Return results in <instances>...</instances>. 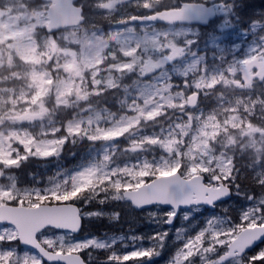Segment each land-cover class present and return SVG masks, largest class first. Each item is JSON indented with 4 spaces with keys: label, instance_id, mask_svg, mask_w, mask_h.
<instances>
[{
    "label": "snow or ice",
    "instance_id": "obj_1",
    "mask_svg": "<svg viewBox=\"0 0 264 264\" xmlns=\"http://www.w3.org/2000/svg\"><path fill=\"white\" fill-rule=\"evenodd\" d=\"M68 4L69 0H58L51 12L46 4L47 15H39L27 37L35 44L38 67L45 69L36 78L47 79V86L28 94L33 108L15 117L19 127L7 121L0 124V264H141L159 254L167 230L147 237L130 232L80 239L75 234L80 232L82 220L118 221L119 212L105 211L102 206L127 200L138 209L170 206L168 211H146L145 216L158 225L170 224L181 206L214 208L231 194L251 201L241 210L239 223L213 216L186 238L178 229L177 238L184 243L169 264H192L193 257H199L200 264H264V247L246 259L244 256L253 245L264 244V144L256 156L246 159L248 146L243 139L264 138V93L256 98L245 95V90L254 88L255 79L264 83V9L248 16L247 28L237 31L244 22L242 0H91L78 7L73 4L72 10L82 20L83 9L88 7L113 25L107 32L100 29L95 33L88 50L89 56L98 53L95 59L99 63L92 66L90 59L87 71H82L78 57L68 60L75 53L57 35L59 26L53 19V13ZM117 12L121 13L118 17ZM211 17H218L219 23L204 38L202 49V38L190 25ZM229 35H251L253 39L237 56L241 44L221 39ZM61 71L66 73L65 80L59 79ZM177 73L178 83L173 79ZM125 78H129L127 82ZM53 95L54 107L49 108ZM109 95L122 97L124 114L118 119L113 115L104 120V112L92 106L93 96L98 98V108L99 98ZM201 96L215 98L211 111L192 110ZM74 105L79 111L70 119L62 123L55 119ZM258 105L261 123L254 125ZM37 106L39 110H33ZM161 116L170 117L169 122L161 123L159 131L142 134L149 122L160 123ZM37 122L38 132L23 126ZM245 124L248 131H244ZM238 130L241 136H237ZM121 137L127 140L125 146L111 143ZM79 139L102 142V152L78 170L57 172L43 187H21L12 169L30 158L58 157L66 143ZM149 152L151 158L145 155ZM119 155L135 158L116 163ZM241 181L246 184L242 186ZM253 186L259 195L254 194ZM76 202L82 203L78 207ZM90 203L101 207L85 210ZM144 239L151 246L137 247ZM117 244L132 251L121 252ZM20 245L25 246L23 250ZM97 253H103V258Z\"/></svg>",
    "mask_w": 264,
    "mask_h": 264
},
{
    "label": "rangeland",
    "instance_id": "obj_2",
    "mask_svg": "<svg viewBox=\"0 0 264 264\" xmlns=\"http://www.w3.org/2000/svg\"><path fill=\"white\" fill-rule=\"evenodd\" d=\"M49 6V2L43 1V0H0V69L5 66H11L9 65L11 61H14V63L18 64L19 66H22V69L19 73V71H16L13 73V77L17 80H20L16 83V86L13 88H2L0 87V124H4L5 121L8 122L9 125L12 123H16L17 127H19V121L15 120V117L22 116L25 114L26 109L33 108L32 104V97H30L28 94L31 93L34 89L38 87H46L48 84L47 79H40L37 80L36 73L44 71L43 66L37 65L36 62V52H35V44L34 42H30L27 37L28 35L33 31L34 25L38 22V18L40 14L46 15L45 5ZM81 3H79L80 5ZM131 11V9H129ZM121 13L117 12L115 13V16H119ZM98 21H101L103 24L101 25L100 29H102L104 32H107L113 25H110L107 21L102 20L98 14L94 12V10L89 9L87 14L86 21L76 27H69L62 30H59L57 35L64 37L63 43L66 45V47H70L71 52L75 53V56H73L71 53L68 56V60L71 61L75 59L76 57L79 58L80 64H81V70L87 71L89 67V60L92 61V66L99 63L98 60L95 59L96 55L98 53L92 52L91 56H89L88 45L92 42V38L95 36V33L99 31L100 29L96 26L98 25ZM47 23V21H45ZM219 23V18L215 17L214 21L212 23L204 28H200L197 25H190V27L197 32L198 35L202 36L204 30L203 36H208L209 34H212V30L215 28V26ZM104 25V27H102ZM122 27V26H121ZM139 27V25H137ZM158 27H164L159 25ZM215 35H220L219 32L214 33ZM234 35H229L227 37H221V39H224L227 41H232V43L241 44V47L236 49L235 54L237 56H241L244 52V49L248 47V45L252 42V37H246L245 40H238L236 41ZM244 38V37H243ZM232 43H229L228 46L232 47ZM208 46L212 47L211 41H208ZM204 46H201L203 49ZM209 55H211L209 53ZM64 58H61V64H63ZM171 68L172 66L169 65ZM20 74V75H19ZM60 80L66 79V73L61 71L58 73ZM129 79V78H125ZM174 80L177 81V83L180 80L179 74L177 73L174 77ZM259 81V79H255V81ZM3 80H0V83H2ZM77 83L79 81L77 80ZM264 88V83H261ZM252 90V89H251ZM251 90H245V95L251 94L252 98H256L255 94H252ZM229 95H233V93L229 92ZM238 95V93L236 94ZM28 98L29 103L25 104V99ZM54 103V95L52 98L49 99L48 102ZM211 101L210 108L203 109L204 105ZM216 101L214 97H204L201 96L198 100V104L196 108L192 109L193 111L202 110L204 112H209L212 110L213 107H215ZM75 106V105H74ZM95 108V106H93ZM259 105L257 106L259 110ZM96 111H103L104 112V120H110L113 115L116 116L118 119L121 115L124 114V110L119 105L116 107L115 111H110L108 109H97ZM33 110L38 111L39 107L37 106ZM79 109L74 110L73 113L78 112ZM56 119V118H55ZM169 119H166L165 116L159 117L158 120L160 123H154L149 122V127L145 128L143 130L142 134H150L153 131H159L160 124H167L169 122ZM57 120V119H56ZM24 127L28 128L31 127L33 132H38L40 130V124L37 122L35 126L25 123L23 125ZM244 131H248L247 126L245 124ZM237 136H241L240 131H237ZM244 143L248 146V158L254 157L257 155V151L259 150L261 144H264V138H261L260 136H257L255 138V141L251 137H244ZM112 144H116L120 147H123L127 144V140L123 137L119 138L116 141L111 142ZM95 145V153H93V156L90 158L93 159L95 156H97L99 153L103 150L102 142H95L93 143ZM159 149L155 150V154L159 155ZM153 153H145V155L149 156L151 158V155ZM50 158V157H49ZM135 156H123L119 155L116 159V163H123L126 159H134ZM48 159V158H47ZM44 160V159H42ZM89 160V161H90ZM86 164V163H83ZM81 164V165H83ZM79 165V166H81ZM79 166L69 170L64 171L66 173H71L72 171L78 170ZM123 208H124V220L126 221V226H121L122 231L117 232L115 234H109L111 235H127L129 234L133 228H137L139 226L144 227L142 231L136 233L135 235H142V236H150L154 232H163L167 230V233L170 234V239L176 244V247L173 250L172 256L177 251V249L184 243V239H178L177 238V230H181V235L183 237L188 236H194L201 228L206 225V220L211 217H216L218 219H225L220 212L216 208L213 210L206 209L202 206H196V210H193V207L181 209L178 213V216L175 218L174 222L177 220V226L173 227V224L171 226H166V223L164 224H156L148 219H146V211H168L170 208L162 207L160 206L157 208L156 206H153L150 209H146L141 212L134 211L131 206L124 202ZM250 203L246 206L248 207ZM245 207V208H246ZM114 212V211H112ZM185 213H188V218L184 219ZM166 219V217H165ZM132 233V232H131ZM134 234V233H132ZM80 239L86 238V237H79ZM166 239V237H165ZM164 239V240H165ZM150 247L151 242L148 239H144L140 244L137 245V247ZM117 247L119 245L117 244ZM264 247V246H263ZM127 251H132L131 247H127ZM21 250L24 248L20 247ZM220 251H223V249H220ZM167 259L161 263H156V259H158V255L153 256L151 259L143 260L141 264H169L170 259ZM195 257L192 258V260ZM196 262L200 264L199 257H196ZM131 264V262H129ZM225 264H230V262H227Z\"/></svg>",
    "mask_w": 264,
    "mask_h": 264
},
{
    "label": "trees",
    "instance_id": "obj_3",
    "mask_svg": "<svg viewBox=\"0 0 264 264\" xmlns=\"http://www.w3.org/2000/svg\"><path fill=\"white\" fill-rule=\"evenodd\" d=\"M79 3H91V0H78ZM246 5H254V7L246 8ZM90 8L85 7L83 9L84 15H85V21L87 19V14ZM264 9V0H242L240 14L243 17L244 22L241 23L237 29V31H242L243 29L247 28L248 24V16H255L259 15L261 10ZM132 11V10H131ZM139 14V13H137ZM103 23L101 21H98L97 28L100 29L101 25ZM104 27V25L102 26ZM203 34L201 36L202 42L201 46H204V30ZM213 32V30H212ZM236 37V41H238V36L234 35ZM248 37H252L251 35H248ZM11 66L5 65L0 69V80H3L2 83H0V87L6 89V88H13L16 86V83L20 80H17L12 75L16 71H21L22 66H19L18 64L14 63V61H11ZM21 74V73H20ZM19 74V75H20ZM127 82V79H125ZM252 94H255L256 96L261 95L264 93V88L260 81L254 82V88L251 90ZM122 97H113L109 95L105 98H99L100 103L99 107L97 109H108L110 111H115L116 107L120 105V99ZM50 99V98H49ZM210 99V97H209ZM98 98L93 96L91 103L92 106H95L97 104ZM211 101L209 100L203 107V109L210 108ZM48 107L52 108L54 107V103L52 100L48 102ZM78 108L73 106L72 108H69L67 110H62L61 113H58L56 116L57 121L63 122L67 119H70L73 111L77 110ZM161 118V117H160ZM253 124H260L261 121L259 120V110L257 108L256 115L252 117ZM93 153H95V145H93V142L88 141L87 139H79L76 143H72L69 141L63 146V150L60 153L58 157H50L48 159H38V158H30L29 160L22 163V165L19 168L12 169V171L16 174L18 177V182L21 185V187L24 186H38L43 187L44 184L47 182L48 178L51 176H54L57 172L60 171H69L83 163H87L90 158L93 156ZM248 154H246V159L248 158ZM242 186L246 184V181H241ZM253 192L255 195H259V192L255 191L253 186ZM77 206H80L82 202H76ZM250 203L249 200H247L245 197L236 196L232 194V197L229 201L221 202L216 205V209L218 212H220L224 217L230 219L231 224H238L240 220V212L242 209H244L248 204ZM27 206V205H26ZM94 207H101L98 205H95L94 203H90L89 205L85 206V210H92ZM105 211L108 212H119L120 218L118 221H109L107 218L100 219V220H89L84 219L82 220V226L81 230L78 234L79 237H88L91 235L99 236L101 234H115L117 232H121L122 228L121 226H126L127 223L124 220V208L123 203L121 201H110L107 204L102 206ZM177 226V220L174 222L173 227ZM134 227V226H133ZM130 230L132 233L136 234L144 227L139 226L137 228H133ZM264 244H259L257 247H255L252 251L245 254V259L248 256H252L256 254V252L263 247ZM117 247V245H116ZM176 247V244L170 239V234H167L166 239L164 240L163 247L159 249L158 259H156V263H161L169 258H171L174 248ZM119 251L125 252L127 251L126 248H120L117 247ZM98 256H101L103 258V253H97ZM197 258L195 257L192 260V264H199L196 262Z\"/></svg>",
    "mask_w": 264,
    "mask_h": 264
},
{
    "label": "water",
    "instance_id": "obj_4",
    "mask_svg": "<svg viewBox=\"0 0 264 264\" xmlns=\"http://www.w3.org/2000/svg\"><path fill=\"white\" fill-rule=\"evenodd\" d=\"M43 1L49 2L48 12L52 11L51 5L53 3L58 2V0H43ZM60 2H63V0H60ZM73 4L76 7H78L79 6L78 0H69L68 6H66V7L62 8L61 10L56 11V12L53 13V19L55 20V23L59 26V30H62V29H65V28H69V27H76V26H79V25L84 23L85 19L82 20L81 17L79 16V13L78 12H74L72 10L71 5H73ZM46 15H47V13H46ZM213 18L214 17L208 18L205 21H194V22L191 23V25L196 24V25H199V26L203 27V26H206ZM156 23L157 24H161L160 22H156ZM231 196H232V194L229 195V196L223 197L221 200L217 201L216 204L221 203V202H226V201L230 200ZM124 202L128 203L134 211L140 212L142 210H146L145 208H139L138 209V208L133 207L131 205L130 201L124 200ZM200 206H203L204 208L209 209V210H213L215 208V207L214 208H209L208 205H200ZM25 207H27V206L25 205ZM162 207L170 208V206H168V205H162ZM185 208H189V207H184V206L179 207L177 209V211H176V215H175L174 219L172 220V222L170 224L166 223V226H171L173 224L175 218L178 216L179 211L181 209H185ZM81 225H82V223H81ZM78 233H76V234H78ZM258 245H259V243L255 244L251 248L247 249L245 254L248 253L249 251L253 250ZM20 247L24 248L25 246L24 245H20ZM226 262H228V261H226Z\"/></svg>",
    "mask_w": 264,
    "mask_h": 264
},
{
    "label": "flooded vegetation",
    "instance_id": "obj_5",
    "mask_svg": "<svg viewBox=\"0 0 264 264\" xmlns=\"http://www.w3.org/2000/svg\"><path fill=\"white\" fill-rule=\"evenodd\" d=\"M235 39H236V38H235ZM242 39L245 40V38H243V37H239V38H238V40H242Z\"/></svg>",
    "mask_w": 264,
    "mask_h": 264
}]
</instances>
